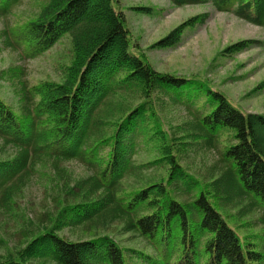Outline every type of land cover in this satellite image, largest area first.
Here are the masks:
<instances>
[{
    "label": "trees",
    "instance_id": "1",
    "mask_svg": "<svg viewBox=\"0 0 264 264\" xmlns=\"http://www.w3.org/2000/svg\"><path fill=\"white\" fill-rule=\"evenodd\" d=\"M119 1L48 0L17 39L7 41L34 57L69 34L72 57L61 80L24 82L20 112L0 97V152L13 149L0 159V210L13 209L39 166L64 184L56 218L48 217L26 246L8 251L0 264H264V236H241L220 211L222 204L244 201L248 212L264 204V114L241 111L197 76L156 70ZM21 2L0 0V16ZM212 2L264 27V0ZM200 20L190 18L151 47L177 45ZM258 44L243 40L224 52ZM166 99L190 116L173 132L160 113ZM201 142L220 154L208 179L180 162L181 152ZM141 148L154 152L145 167L134 160ZM68 161L80 162L89 174L67 180ZM143 168L162 172L142 177ZM116 223L150 251L122 248L107 235L71 241L59 234L66 226L98 233Z\"/></svg>",
    "mask_w": 264,
    "mask_h": 264
},
{
    "label": "rangeland",
    "instance_id": "2",
    "mask_svg": "<svg viewBox=\"0 0 264 264\" xmlns=\"http://www.w3.org/2000/svg\"><path fill=\"white\" fill-rule=\"evenodd\" d=\"M48 0H23L12 8L4 18H0V96L10 103L15 110L22 105L21 90L24 82L35 84L44 80H61L63 68L70 62L72 47L68 36H62L57 43L36 57L22 56L19 52L5 45L7 27L15 32L29 21L36 18ZM121 6L129 17V25L134 37L147 49L148 56L155 68L161 72L197 76L208 81L211 86L224 91L231 102L240 110L264 112V46L254 47L228 56L222 54L227 46L248 38L264 41V30L255 24L239 19L231 12L216 10L211 1L202 5L185 7L171 6L168 0H121ZM153 6L161 10L159 17L144 14V11L132 7ZM203 19L194 27H187L184 38L175 47L150 49L156 40L168 34L181 22L191 17ZM11 33V31L9 32ZM167 101V100H166ZM161 116L165 128L173 132L179 124L188 119L185 109L167 101L161 107ZM1 148V142H0ZM13 149L0 152V159L12 155ZM153 150L143 148L135 157L137 164L153 159ZM181 162L198 176H209L219 168V158L215 150L208 146H192L182 152ZM67 180L75 181L88 175V171L76 161H68ZM48 166H39L30 178L24 190L15 199L10 212L0 210V261L18 247L26 246L33 230L42 226L47 218H56V197L62 192L64 184L53 176ZM140 175L150 177L162 172L161 168H143ZM137 175L132 176L136 182ZM133 182V183H134ZM231 221L240 225L242 232L261 231L263 227H250L261 215L257 212L239 220L236 209L227 211ZM124 245L142 247L144 242L138 238L128 240L131 234H122L120 226L110 227ZM108 232V231H107ZM61 234L72 240L90 237L94 231L85 227L64 228Z\"/></svg>",
    "mask_w": 264,
    "mask_h": 264
}]
</instances>
